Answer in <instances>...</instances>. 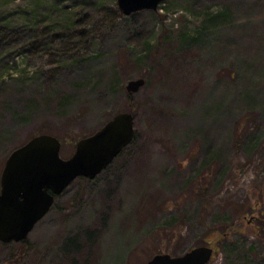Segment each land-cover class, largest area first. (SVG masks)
<instances>
[{
  "label": "rangeland",
  "instance_id": "obj_1",
  "mask_svg": "<svg viewBox=\"0 0 264 264\" xmlns=\"http://www.w3.org/2000/svg\"><path fill=\"white\" fill-rule=\"evenodd\" d=\"M50 8L74 24L49 26ZM120 112L126 152L0 243V264H146L206 245L207 264H264V0L130 16L117 0H0V174L31 137L58 138L67 159Z\"/></svg>",
  "mask_w": 264,
  "mask_h": 264
},
{
  "label": "water",
  "instance_id": "obj_2",
  "mask_svg": "<svg viewBox=\"0 0 264 264\" xmlns=\"http://www.w3.org/2000/svg\"><path fill=\"white\" fill-rule=\"evenodd\" d=\"M163 1L117 0V7L122 15L130 16L157 11ZM144 84V79H134L125 88L134 94ZM133 138V116L120 112L94 134L78 140L67 159L59 155L58 139L46 134L34 136L10 152L0 174V243L24 241L75 179H95ZM212 254L211 247L199 246L176 257L156 254L146 264H207Z\"/></svg>",
  "mask_w": 264,
  "mask_h": 264
},
{
  "label": "trees",
  "instance_id": "obj_3",
  "mask_svg": "<svg viewBox=\"0 0 264 264\" xmlns=\"http://www.w3.org/2000/svg\"><path fill=\"white\" fill-rule=\"evenodd\" d=\"M88 4V3H87ZM85 5V7H83V9H81L80 10V12H84V11H87V10H89L90 8H88L87 6L88 5ZM57 11V10H56ZM66 11H62V13L60 12V15H62L61 17H59V18H57V14H59V12L58 13H55V12H53L52 11V9L50 8L49 9V11H48V14H50L51 16H52V18L49 20V22H48V24H49V26H55V27H57L58 26V24L61 22V21H63L65 24H66V26L67 25H73L74 24V20L72 19V17L74 16V15H77V13L75 14V12L73 13V14H68L67 12L65 13ZM218 16H221L219 13H217L216 15H213V16H211L210 17V19L208 20L207 19V21L205 20V23H206V25H211V21L213 20V19H215V18H217ZM57 18V19H56ZM4 20V19H3ZM2 21V20H1ZM28 24H30L31 26H32V24H31V20H29V19H24V25H28ZM50 28H52V27H50ZM38 135H41V134H38ZM36 136V135H35ZM134 138H135V136H134ZM134 138H133V141H134ZM58 139V138H57ZM59 140V139H58ZM126 150H127V148L124 150V151H122V153H125L126 152ZM122 153H120L117 157H119ZM116 157V158H117ZM155 254H160L157 250L154 252ZM24 253H22V254H20L19 253V256H18V258L17 259H21L22 258V255H23ZM154 255V254H153ZM172 256V255H171ZM175 256V255H174ZM152 257V256H151ZM15 263V262H14Z\"/></svg>",
  "mask_w": 264,
  "mask_h": 264
}]
</instances>
